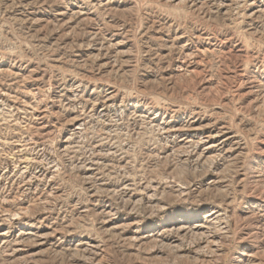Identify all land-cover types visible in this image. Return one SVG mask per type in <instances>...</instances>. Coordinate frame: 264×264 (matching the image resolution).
Wrapping results in <instances>:
<instances>
[{
	"label": "rangeland",
	"instance_id": "rangeland-1",
	"mask_svg": "<svg viewBox=\"0 0 264 264\" xmlns=\"http://www.w3.org/2000/svg\"><path fill=\"white\" fill-rule=\"evenodd\" d=\"M0 264H264V0H0Z\"/></svg>",
	"mask_w": 264,
	"mask_h": 264
},
{
	"label": "bare ground",
	"instance_id": "bare-ground-1",
	"mask_svg": "<svg viewBox=\"0 0 264 264\" xmlns=\"http://www.w3.org/2000/svg\"><path fill=\"white\" fill-rule=\"evenodd\" d=\"M202 142V141H201Z\"/></svg>",
	"mask_w": 264,
	"mask_h": 264
}]
</instances>
